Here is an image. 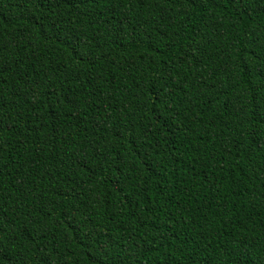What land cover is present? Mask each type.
Instances as JSON below:
<instances>
[{"label":"trees","instance_id":"trees-1","mask_svg":"<svg viewBox=\"0 0 264 264\" xmlns=\"http://www.w3.org/2000/svg\"><path fill=\"white\" fill-rule=\"evenodd\" d=\"M0 264H264V0H0Z\"/></svg>","mask_w":264,"mask_h":264}]
</instances>
